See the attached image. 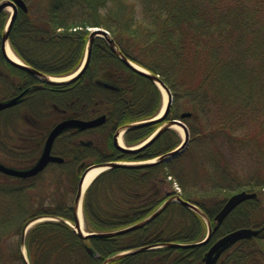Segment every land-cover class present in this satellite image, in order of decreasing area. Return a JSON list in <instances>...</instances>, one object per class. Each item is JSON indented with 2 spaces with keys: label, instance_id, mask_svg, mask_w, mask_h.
I'll return each instance as SVG.
<instances>
[{
  "label": "trees",
  "instance_id": "1",
  "mask_svg": "<svg viewBox=\"0 0 264 264\" xmlns=\"http://www.w3.org/2000/svg\"><path fill=\"white\" fill-rule=\"evenodd\" d=\"M2 26L3 22L1 30ZM91 27L105 29L127 59L159 75L172 95L170 116L177 117L176 103L191 114L185 119L190 140L207 141L222 152L226 148L236 153L234 159L240 157L242 172L232 175L227 170L233 192L264 188V0H30L27 11L18 12L9 41L24 63L49 75L64 76L80 66L87 28ZM90 61L84 77L52 95L55 107L83 119L105 115L108 126L157 114L161 102L158 88L125 67L104 39L93 42ZM106 70H112L116 78L112 91L88 78ZM17 115L15 109L1 113V128L14 126ZM157 126L139 129L142 136L127 143L139 142ZM165 135L135 155H124L125 160L150 159L164 152L166 149L159 146ZM176 159L149 167L113 168L99 175L84 196L86 231H116L153 213L171 194L164 193L161 184L165 177L173 176L170 169ZM228 167L232 168V162ZM221 190L227 189L211 187L196 193L183 188L180 195L197 205L213 224L228 198ZM7 194H2L1 208L10 210L13 217L22 198L19 193L12 199ZM262 212L257 197L245 200L226 217L211 240L239 227L260 228L264 225L260 224ZM26 214L21 226L38 216L72 221L71 207ZM229 218H234V223L223 227ZM203 229L204 221L198 215L172 203L146 226L113 237L84 240L62 221H43L28 231L26 247L32 264H102L107 257L129 249L198 242ZM213 242L156 248L109 264H202ZM263 242L260 237L241 240L217 264H261Z\"/></svg>",
  "mask_w": 264,
  "mask_h": 264
},
{
  "label": "rangeland",
  "instance_id": "2",
  "mask_svg": "<svg viewBox=\"0 0 264 264\" xmlns=\"http://www.w3.org/2000/svg\"><path fill=\"white\" fill-rule=\"evenodd\" d=\"M26 5L30 4V0H24ZM39 2H43L45 0H37ZM133 1V0H132ZM6 17L10 15V10L5 11ZM1 71L6 72L7 70L4 68L3 63L1 62ZM6 86L1 82L0 83V101L4 97L9 94V90L5 88ZM165 96V98H164ZM160 112L164 106V100H167V96L164 91L160 93ZM50 107V106H49ZM175 109V104L173 105ZM23 115L27 114L30 117L29 112L22 110ZM176 116L178 117L185 109L180 105V103H176L175 109ZM159 112V113H160ZM0 113V160L3 162H10L12 158H17L18 147L29 146L32 142L29 139H24L21 141L19 136L16 134L17 131L15 125L18 124V129L22 131L25 137H29L30 133L28 131L29 123L25 119L23 120L18 114L14 119L18 120L14 126L9 127L6 132L2 131L1 128L2 118ZM170 118H173L170 116ZM41 125L48 126V122L42 121ZM184 139V134L181 128L175 126L166 132V135L160 144V149L167 150L176 147L180 141ZM102 141V140H99ZM99 143V142H98ZM5 147V150H4ZM15 149L16 151L12 150ZM219 149V147L207 143V141L203 140H190L185 151L177 157L176 161H173L171 172L173 176H167L163 180L161 186L164 193H173L174 185L177 184L180 192L182 193L183 188L186 190L194 191L196 193H201L203 191L211 189V187L216 188H224L227 189L226 192L221 190V195L225 197H229L233 192V185H231V176L227 173V170L232 175H237V173H241L244 164L240 162L239 159H234L238 155L236 153L231 154L228 149ZM225 156V157H223ZM91 160L93 158H90ZM88 159L87 163H91L92 161ZM232 162V168L228 167L229 163ZM228 164V165H227ZM70 166V165H69ZM69 166L59 167L57 165H53L49 167L42 175L38 177V179H33L27 182V186L22 189L21 185L14 180L5 179L0 176V202L2 194L8 192V197L11 199L14 195L19 193L20 200H18L17 207L19 208V212L17 207L15 206V215L12 217L11 211L7 209H2L0 204V264H24L23 259H25L28 263L32 264L29 260L27 254V247L25 248L24 243L21 244V238L23 234V226H21L22 219L24 218L26 213L29 211L35 212L39 210L43 213L51 212L54 208L59 207V209L63 207H71L73 204V200L76 194V188L78 183V178L75 177V169L76 166H73V169L69 168ZM224 167L226 171H224ZM232 171L234 173H232ZM70 172H73L70 174ZM177 176V178L175 177ZM231 182V183H230ZM234 183V182H233ZM257 199L262 202L263 205V215H264V190L259 189L256 191ZM4 196V198H7ZM13 204V203H12ZM17 212L20 216L17 219ZM16 217V218H15ZM13 218V219H12ZM10 219L12 221H10ZM14 220V222H13ZM52 220L50 217H43L41 221ZM234 221L228 219L225 223V226H230ZM13 224L11 225V223ZM264 223V219L260 221ZM38 223V222H37ZM36 224H30L25 230V239L27 238V233L31 229L32 226ZM68 225H71L68 221ZM85 221H83V231L85 232ZM206 233V229H203L200 236L204 237ZM221 233V231H220ZM216 237H213L211 241H215ZM260 239L264 240V231ZM264 244V242H263ZM22 253L23 259L19 258ZM261 264H264L262 262Z\"/></svg>",
  "mask_w": 264,
  "mask_h": 264
},
{
  "label": "water",
  "instance_id": "3",
  "mask_svg": "<svg viewBox=\"0 0 264 264\" xmlns=\"http://www.w3.org/2000/svg\"><path fill=\"white\" fill-rule=\"evenodd\" d=\"M12 2L16 3V5L19 8H21L22 10H24V11L27 10V8H26V6L22 0H8V2H2L0 5V10L7 7ZM16 16H17V8L13 5L12 6V15H11L6 27H5V30H4L2 39H1L2 52H3L4 57L6 58V60L8 62H10L14 66H16L22 70H25L26 72H28L30 74L36 75L42 82L50 84V85H67V84H71V83L75 82L76 80H78L82 76V74L85 72V70L89 64L91 47H92L94 40L97 37H102L107 42V45H108L109 49L111 50V52L125 66L134 70L138 74L144 76L145 78H147L148 80L153 82L160 90L162 89L165 92V94L167 96V101H166L165 107L163 109V112L160 116H156V117L149 119V120H146V121L128 124L126 126L119 128L115 132V134L113 136V138H114L113 142H114V147L117 150L121 151L124 154H135V153L149 147L151 144H153L158 139V137L163 132L171 129L173 126H177V127L181 128L183 131L184 139L175 149L168 151L166 153H163V154L155 157L152 160H148L146 162L137 163V164L107 162V163H100V164H95V165L89 166L83 172V174L81 175V177L79 179V183H78V187H77V193L75 195V199L73 202L72 211H73V220L75 223L73 228H74L76 235L79 238L84 239V240L89 239V238H94V237L104 238V237H112V236L122 235V234H126V233L138 230V229L146 226L152 220H154L156 217H158L171 203H178L181 206L195 212L198 216H200L202 219L205 220L206 225H207V233H206L205 238L202 241H200L198 243H193V244L183 245V244H176V243H164V244L155 245V246L141 247V248H137V249L128 250V251L107 257L102 262V264H109V263H111L115 260H118L120 258H123L125 256L134 255V254H137V253H140L143 251H147V250L159 248V247H185L186 248V247H193V246H197V245L206 244L210 240L212 233L218 229V227L221 225V223L224 221V219L240 203H242L245 200L252 199V198L256 197V193H247L245 191H242V192H239V193H236V194L230 196L226 200V202L224 203V205L222 206L220 211L216 214V216H215L216 224L214 225V227L211 226L210 221L207 219L204 212L202 210H200L196 205H194L190 202L184 201L178 195H174V196L169 197L167 200H165L151 215H149L145 219L141 220L140 222H137V223H135L131 226H128L124 229L114 231V232H108V233H87V234L83 233V231L81 230L80 225H79L78 211H79V207L81 206L82 198H83L82 184H83V181H84V178H85L87 172L91 169H94V168H102V171L100 172V173H102V172L109 170V169H112V168L149 167V166L157 165L160 163L168 162L171 159L181 155L184 152V150L186 149V147L189 143V140H190L189 131H188L187 127L185 126V124L182 122V119H184L186 117H190V113H182L180 115V119H172V120L167 121L162 126H160L156 131H154L146 140H144L142 143H140L139 145H137L135 147L130 148V147L121 146L118 143V137L121 134H123L129 130H134V129H138V128H142L145 126H150V125L162 122L167 118L169 111H170V108H171V105H172V96L170 94L169 89L165 86V84L162 82V80L159 78V76L155 75L149 71H146L144 69L143 70L138 69L135 66H133L131 61L129 59H127L118 50V48L115 46L114 41L109 37L108 33L103 29L97 28V29L93 30L92 32H90V34L88 35L85 59H84L83 64L81 65V67L74 74H72V76L69 77L68 79L60 80V81L52 80L49 76L45 75L44 73H41V72H39V71L21 63V62L16 63V62L12 61L6 55L5 48L7 45L8 34H9V31H10V29H11V27L15 21ZM18 102H19V96L14 97L8 101L0 102V111H3L9 107H12V106L16 105ZM104 121H105V117L100 116V117L93 119V120H90V121L72 120L71 119V120L61 122V123L57 124L49 133V135L46 139V142H45V146H44L42 155L40 156L39 160L37 161V163L32 168H30L29 170H26V171H19V170H15L12 168H8V167H6L0 163V172L7 174V175H10V176L29 177V176L36 175L38 172L43 170V168L50 162L61 163V162H63V159L61 157L51 155L50 150H51L54 139L62 131H64L66 128H73V127L79 128L80 130H84L87 128H93V127L99 126ZM36 220L37 219L29 221L25 225V228H27L30 224H32ZM262 230H264V226L260 229L239 228V229L232 230L231 232L225 234L224 236L219 238L210 247V249L205 253L204 258H203L204 264H216L218 259L222 255V253L224 251H226L229 247H231L232 245H234L236 242H238L240 240L250 239L252 237L259 235ZM23 241H24V238H22V242ZM87 252L90 255H92V253H93V251L90 248H87Z\"/></svg>",
  "mask_w": 264,
  "mask_h": 264
},
{
  "label": "flooded vegetation",
  "instance_id": "4",
  "mask_svg": "<svg viewBox=\"0 0 264 264\" xmlns=\"http://www.w3.org/2000/svg\"><path fill=\"white\" fill-rule=\"evenodd\" d=\"M24 1V0H23ZM2 2H8V0H0V5ZM25 2V1H24ZM17 8V14L21 10L16 3L12 2L7 6L8 9L0 10V83L2 82L9 90V94L1 100H9L16 96H19V102L9 107V109H15L20 117L29 123L28 131L30 133L29 137H25L22 131L17 130L18 124L15 125L17 131L16 134L19 139L23 141L24 139H29L32 144L29 146L18 147L17 158H12L10 162L0 163L8 168H12L19 171H26L32 168L40 156L42 155L46 139L51 132V130L59 123L67 120H82L90 121L96 119L100 116L105 117V121L99 126L93 128H87L80 130L79 128H66L62 131L53 141L50 154L53 156H60L63 159L61 163H48L43 170L38 172L34 176L29 177H16L1 173L2 177H8L10 180L18 182L21 187L27 186V182L31 180L38 179L49 167L57 164V166L73 169L76 166L75 174H82V172L87 167V164L103 163L116 161L118 159H124V155L114 148L113 136L116 130L119 128L117 125L108 126L107 118L105 115H99L91 119H83L79 116H72L70 113L66 112L64 109H59L55 107L51 101V97L55 93H60L63 91L60 87L62 86H52L50 84L42 82L36 75L30 74L26 71L18 69L13 65L4 62V68L6 72L1 71V61H7L1 49V39L3 35L4 24L6 23L9 16L6 17L5 11L10 10L12 6ZM3 22V28L1 30V23ZM9 41V37H8ZM10 42V41H9ZM2 56V57H1ZM92 61L89 62V69ZM87 71V70H86ZM86 71L81 77H84ZM22 72L24 74H22ZM86 77V76H85ZM95 85L102 87L106 90H114L115 88V77L111 71L106 70L105 72H97L88 77ZM109 85V86H108ZM111 87H114L112 89ZM50 106V107H49ZM24 112L28 111L30 117L27 114L23 115ZM2 113V112H1ZM42 121L48 122V126L41 125ZM106 128V129H105ZM145 128V127H143ZM142 129V128H139ZM130 130L123 136L124 143L127 144L128 139H136L142 136L143 131ZM4 131V129H2ZM6 132V130H5ZM102 140V141H99ZM99 142V143H98ZM5 150V147H4ZM82 152V153H81ZM90 158H93L92 160ZM91 160V163L87 161ZM86 164V165H85ZM22 183H26L23 185ZM29 183V182H28Z\"/></svg>",
  "mask_w": 264,
  "mask_h": 264
},
{
  "label": "bare ground",
  "instance_id": "5",
  "mask_svg": "<svg viewBox=\"0 0 264 264\" xmlns=\"http://www.w3.org/2000/svg\"><path fill=\"white\" fill-rule=\"evenodd\" d=\"M5 51H6V55L14 62H19V60L15 57V55L12 53V51L10 50L9 46L6 45V48H5ZM133 66H135L136 68L138 69H142L140 68L139 66L133 64ZM53 80H60V79H53ZM163 91V90H162ZM165 98V96H164ZM165 102H166V99L164 100V105H165ZM164 108V107H163ZM175 127V126H174ZM118 143L120 145H122V141H121V137L119 136L118 137ZM102 171V168H94V169H91L87 172L85 178H84V181H83V184H82V191L84 192V190L87 188V186L91 183V181ZM78 219H79V225H80V228L83 227V218H82V211H81V208L79 207V211H78Z\"/></svg>",
  "mask_w": 264,
  "mask_h": 264
}]
</instances>
